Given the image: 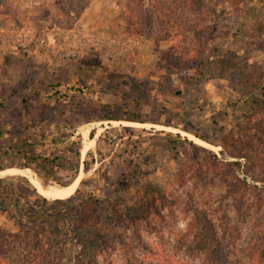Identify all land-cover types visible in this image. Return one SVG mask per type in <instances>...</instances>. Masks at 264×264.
Wrapping results in <instances>:
<instances>
[{"label": "rangeland", "instance_id": "1", "mask_svg": "<svg viewBox=\"0 0 264 264\" xmlns=\"http://www.w3.org/2000/svg\"><path fill=\"white\" fill-rule=\"evenodd\" d=\"M127 3L0 0V264H264V0H205L175 39Z\"/></svg>", "mask_w": 264, "mask_h": 264}, {"label": "trees", "instance_id": "2", "mask_svg": "<svg viewBox=\"0 0 264 264\" xmlns=\"http://www.w3.org/2000/svg\"><path fill=\"white\" fill-rule=\"evenodd\" d=\"M128 8H127V19L128 22L134 23H142L145 20L144 17V10L156 12V19L161 21V24L165 27L163 38L165 39H175L177 36H181L180 32H182L184 26H186V31H194L200 28L201 21L203 19V12L206 9L205 0H128ZM131 24V25H132ZM214 51L209 53L207 49ZM187 52V50L185 51ZM204 60V62L199 64V60ZM222 59V56L218 54L215 49L214 41L210 42L208 46H202L200 51L197 54L191 55H183L181 60L184 64L191 66L192 68H196L200 70V65H204L208 60H210L213 65L216 64V61ZM248 104L253 107L254 109H264V94L260 97H255L248 101ZM106 121H116L117 114L111 109V107H106V113L104 116ZM130 122H141L139 117L134 116L130 119H127ZM75 156L78 160H80L81 153L80 151H76ZM55 165V160L50 159L47 157L44 158H34L29 161L28 166H33L35 172L45 179H50L54 181V175L49 170V167ZM31 168V167H30ZM14 169V168H11ZM79 171V167H76V172ZM75 172V173H76ZM78 176V172H77ZM76 176V177H77ZM120 193L118 192L117 195L114 197V201H118L120 199ZM46 201L45 199H42ZM63 200L68 199H61L60 201L53 202L50 206H57V205H65L66 202H62ZM114 202H110V206L113 207ZM89 207L91 204H86ZM69 209L66 211H58L56 214L48 217L49 220H56L61 228L65 233V237L69 240L75 232H77L75 223L73 222L70 214ZM111 213H114V209H111ZM200 217V216H199ZM200 219V218H199ZM201 227V228H200ZM204 224L201 220L199 222V236L202 239H208L209 242H212V239L207 237L206 229L203 228ZM83 251L79 252V255L76 260V264H82L81 258Z\"/></svg>", "mask_w": 264, "mask_h": 264}, {"label": "crops", "instance_id": "3", "mask_svg": "<svg viewBox=\"0 0 264 264\" xmlns=\"http://www.w3.org/2000/svg\"><path fill=\"white\" fill-rule=\"evenodd\" d=\"M21 174H23L24 176H26V173H28L27 171H24V170H22L21 172H20ZM35 187V186H34ZM36 188V187H35ZM37 190V189H36Z\"/></svg>", "mask_w": 264, "mask_h": 264}, {"label": "bare ground", "instance_id": "4", "mask_svg": "<svg viewBox=\"0 0 264 264\" xmlns=\"http://www.w3.org/2000/svg\"><path fill=\"white\" fill-rule=\"evenodd\" d=\"M36 182H39V181H36Z\"/></svg>", "mask_w": 264, "mask_h": 264}]
</instances>
